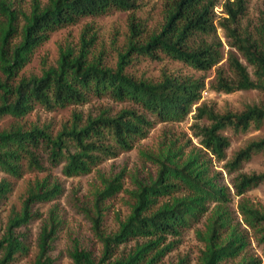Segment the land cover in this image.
I'll list each match as a JSON object with an SVG mask.
<instances>
[{"label":"trees","instance_id":"obj_1","mask_svg":"<svg viewBox=\"0 0 264 264\" xmlns=\"http://www.w3.org/2000/svg\"><path fill=\"white\" fill-rule=\"evenodd\" d=\"M213 0H167L164 22L159 31L143 37L141 22L134 11L140 0H32L29 12L15 10L10 0H0V118L5 114L21 117L34 104L46 109L80 104L89 95H109L119 101H129L164 119L182 118L195 100L194 84L164 77L159 82L136 79L125 72L130 53L154 55L156 50L206 68L215 55L208 47L190 42L197 32L210 28ZM227 16L219 21L231 45L243 56L252 74L235 55L228 57L234 78L218 75L216 88L225 92L239 89L264 91V9L253 31L240 30L239 21L246 9V0L224 3ZM112 10L129 11L128 47L121 52L115 68L103 64L101 58H89L93 36L82 31L80 45L59 48L57 63L42 69L41 74L19 76L21 68L30 60L32 51L56 29L75 24L82 17L98 16ZM21 20V24H19ZM88 27V25H87ZM136 107L122 108L114 115H88L85 120L79 112L56 134L45 127L23 128L13 126L0 131V169L19 176L21 160L29 167L43 169V157L56 165L63 162L66 176L84 174L104 157L114 156L117 147L130 148L136 137L143 136L151 124L148 113ZM198 117L206 116L210 123L201 126L205 147L218 157L224 156L228 139L219 130L231 127L245 131L264 124V104H248L238 113L217 114L205 106H198ZM264 151V137L252 140L225 163L229 171L238 170L253 153ZM156 164V175L148 181L136 180L130 191L133 198L128 215L120 220L118 228L106 233L102 230L103 200L120 188L118 177L103 179L104 187L97 191L93 207L87 210L92 230L101 242L100 256L94 257L85 248L75 246L70 252L69 264H158L173 248L184 229L204 217L203 229L197 230L203 243L199 264H258L252 256L239 254L245 247V236L231 224L227 206L228 188L209 174L206 161L199 151L184 155L171 145L157 154L146 153ZM264 182V173H238L232 187L236 194ZM10 190L7 180L0 182V198ZM60 192L59 185L48 178L35 180L26 190L21 213L8 219L0 238V264H12L17 251L25 248L14 233V226L25 223L37 212L31 205L47 201ZM160 197H165L160 203ZM212 206L210 207V205ZM243 220L259 234L264 244V209L241 201L238 205ZM56 219L51 214L43 221L38 237V253L33 264H53L48 255L54 237ZM142 238L126 253H117L119 244ZM238 258V259H237ZM180 264V263H177Z\"/></svg>","mask_w":264,"mask_h":264},{"label":"rangeland","instance_id":"obj_2","mask_svg":"<svg viewBox=\"0 0 264 264\" xmlns=\"http://www.w3.org/2000/svg\"><path fill=\"white\" fill-rule=\"evenodd\" d=\"M39 1L46 2V0ZM166 1L140 0V6L134 13L141 22L143 37L159 31L164 22ZM213 1L210 28L204 33L197 31L190 40L196 46L208 47L215 55L214 61L206 68H199L162 50H156L153 56L131 52L124 69L134 78L145 81L159 82L168 76L194 84L195 100L182 118H160L136 104L134 106L129 101L113 99L107 94L89 95L80 104H70L50 110L34 104L21 117L5 114L0 118V131L18 125L25 129L37 125L45 127L52 135H56L65 124L71 122L74 111L79 112L85 120L88 115L97 116L104 112L114 115L122 108L136 107L138 111L144 109L151 119L145 134L136 137L130 148L117 147L114 156L104 157L84 174L64 175L63 162L52 165L46 159L45 152H41L44 164L41 170L29 167L26 159L21 160L19 176L6 174L0 169V182L4 179L10 183L9 192L5 197L0 198V238L8 219L21 213L26 190L30 184L47 177L50 183L56 182L60 187V192L54 198L33 203L31 209L37 213L25 223L13 227L14 233L22 240L25 248L15 253L12 264L34 263L38 253V237L42 223L51 214L56 219L54 237L48 250L53 264H69L70 252L75 246L85 248L98 258L102 245L92 230V222L87 210L93 207L96 192L104 187L103 179L117 176L120 184V188L113 195L106 197L102 203V230L109 233L115 231L120 220L128 215L133 201L130 191L136 188V180L148 181L156 175V164L145 154H157L169 145L181 151L183 156L196 151L201 153V159L206 161L209 174L216 175L218 181L227 186L229 195L227 206L231 215V224L236 225L235 228L245 236L246 244L238 258L248 255L256 258L258 264H264V244L258 239L259 234L254 228L243 220L238 208L241 201H246L264 209V182L248 188L241 194H236L232 187L234 177L240 172L264 173V151L253 153L248 160L243 161L238 170L229 171L225 166V163L247 143L264 137V124L260 128L250 127L238 132L231 127L219 130L228 139L223 157L212 153L201 140L199 128L208 125L210 120L206 116L198 117V106L210 108L217 114H227L238 113L248 104H264V91L259 89L225 92L216 88L219 74L227 79L234 78L228 62L230 54L235 55L243 64L246 62L239 50L231 45V39L226 35L225 30L219 26V21L227 16L224 3L233 0ZM10 2L12 7L19 11L21 18L22 12H29L32 0H10ZM263 9L264 0H246V9L239 21L240 30L252 32L254 25L262 16ZM129 13V11L112 10L98 16L82 17L75 24L54 30L32 51L30 60L21 68L18 77L39 75L42 69L56 65L59 48L69 45L77 49L80 45L81 33L85 29H88L87 37L93 36L94 39L89 58H101L104 65L115 68L119 54L128 47ZM247 69L252 74L249 65ZM1 77L3 75L0 72ZM164 199L165 197H160L156 204ZM204 219L202 217L198 222L184 229L180 236L168 237L167 241L178 240L158 264H199L203 243L198 238L197 230L203 229ZM142 240V238L129 239L119 244L117 253L130 251Z\"/></svg>","mask_w":264,"mask_h":264}]
</instances>
